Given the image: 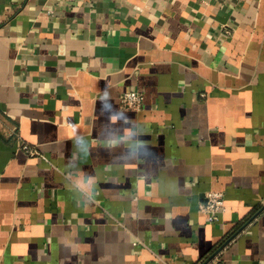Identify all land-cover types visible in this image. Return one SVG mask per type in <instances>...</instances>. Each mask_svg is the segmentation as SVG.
<instances>
[{
	"label": "crops",
	"instance_id": "obj_1",
	"mask_svg": "<svg viewBox=\"0 0 264 264\" xmlns=\"http://www.w3.org/2000/svg\"><path fill=\"white\" fill-rule=\"evenodd\" d=\"M0 264H264V0H0Z\"/></svg>",
	"mask_w": 264,
	"mask_h": 264
},
{
	"label": "built area",
	"instance_id": "obj_2",
	"mask_svg": "<svg viewBox=\"0 0 264 264\" xmlns=\"http://www.w3.org/2000/svg\"><path fill=\"white\" fill-rule=\"evenodd\" d=\"M144 96L138 90H126L120 96V107L123 110L140 111L143 106ZM29 153H35L33 148L23 146ZM205 199L200 203L199 210L207 215V220L216 222L225 211L224 193L210 190L205 194Z\"/></svg>",
	"mask_w": 264,
	"mask_h": 264
},
{
	"label": "trees",
	"instance_id": "obj_3",
	"mask_svg": "<svg viewBox=\"0 0 264 264\" xmlns=\"http://www.w3.org/2000/svg\"><path fill=\"white\" fill-rule=\"evenodd\" d=\"M237 231H238V227L232 232V234H229L228 237H227V238H226L221 244H224V243L226 242V240H228L230 237H232V235H234L235 233H237ZM220 246H221V245H220ZM217 248H218V247H217ZM217 248L214 249L213 252L216 251Z\"/></svg>",
	"mask_w": 264,
	"mask_h": 264
}]
</instances>
